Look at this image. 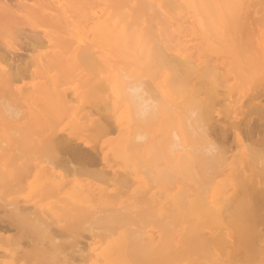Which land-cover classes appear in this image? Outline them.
<instances>
[{"label": "bare ground", "instance_id": "obj_1", "mask_svg": "<svg viewBox=\"0 0 264 264\" xmlns=\"http://www.w3.org/2000/svg\"><path fill=\"white\" fill-rule=\"evenodd\" d=\"M72 1L85 16L91 13L92 16L87 17L93 22L96 38H80L72 42L68 39L63 42L56 37L57 41L63 43L64 51L61 52L60 47V52L46 51L42 55L44 63L51 56L46 62L51 81L36 83L31 87L27 84L20 87L16 83L31 74L30 66L41 62L42 58H35L34 54L32 56L30 49L36 51L37 47H45L50 40L43 36V29L42 32L36 29L38 33L34 30L36 33L27 34L31 30L28 29L25 33L27 27L21 28L16 21L12 10L16 4H12L11 0L12 6L0 5V46L4 44L8 49L4 50L7 52L6 56H1L6 52L2 53L3 49H0V207L8 209L18 232L17 235L15 231L17 236L14 239L1 234L0 248L7 255L4 256L11 261L10 264H22V261L26 264H76L79 260L87 264L90 256L88 248L95 239H108V235L114 234L117 236H112L113 239L108 240L104 248L105 264H264V217L261 216L264 213L256 215L261 210L257 205L264 203V136L258 141L260 147L252 145L256 140L254 138L252 146H246L242 141L243 136L241 137V126L245 125L241 120L243 118L249 126V118L256 114L260 118H257L259 122L257 121L258 126L256 122V130L259 132L264 128V104L261 105L259 97L262 96L257 94L264 86V0ZM31 5L21 1L16 6L36 16L40 23H47L46 26L51 22L61 23L58 21L59 16L57 19L56 13L49 8ZM184 8L200 16L205 28L203 30L217 44L214 47L233 57L229 68L225 69L226 63L223 64L224 68L205 61L197 62L195 58L181 53L183 49L181 52L177 50L173 34L166 27L170 25L165 26L166 21L164 23L157 12L164 14L166 11L170 14L181 9L183 12ZM58 24L62 28V23ZM22 36H27L28 42L24 40L26 43L23 44L22 40L25 38ZM30 36L34 38L32 45L29 44ZM62 37L64 39L63 35ZM11 38L13 40L10 42L8 39ZM15 39L20 48L21 44H26L23 50L30 51L32 65L30 61L26 63H29V67L24 64L29 70L19 65L20 68L13 75L9 70L20 64L15 62L16 55L12 57L16 51ZM29 45L32 48L29 49ZM25 55L27 57L28 54ZM22 58L16 59L17 62ZM12 62L16 64L13 65ZM11 72L13 73V69ZM40 74L44 75V72L41 71ZM62 82H66L67 86L63 88L65 83ZM32 101L34 106L28 110V102ZM241 115L244 116L239 119ZM66 116L72 118L73 126L79 133L95 128L100 130L106 124L103 123L101 127L102 119H105L104 122L112 119L117 127L127 120L128 126L123 133L124 140L118 146V154L132 174L144 173L150 180L144 179L153 184L149 185L151 188H140L142 190L137 201L143 203L139 209L121 204H98L82 190L71 189L74 192L61 196L58 189L63 185L57 179L48 177V171L44 170L38 174L44 184L41 190L44 188L48 194L56 196L57 202L42 209L37 206L38 202L32 201L34 204L29 203L28 206L17 201L14 195L19 191L20 181L26 175L31 176V171H34L32 160L61 166L67 163L65 157H68L62 155H69L71 165L68 166H72L71 170H86L85 173L103 181L102 183L110 180L109 176L112 174L108 169L97 170L100 168L99 156L82 149L78 143L72 144L74 141L71 139L70 143L61 138V133L58 136L59 122ZM251 125L254 126L253 123ZM169 126L172 130L166 131ZM249 127L247 133L251 134ZM88 133L89 136L92 134ZM150 135L154 140L151 147L147 146ZM91 136L95 137V133ZM92 138L87 140L91 141ZM95 138L100 137L98 135ZM229 138L236 142L235 146L242 148L236 160L235 154L227 156L231 146L226 150L225 142ZM92 142L91 145L94 144ZM97 144L98 142L94 144V150L98 147ZM230 158L239 165L231 180V187L234 188L232 193H228L226 186L216 180L220 177H215L218 167ZM160 161H164V164ZM82 164L99 167L89 169ZM64 168L63 166L61 170ZM69 170L67 169L71 172ZM124 171L131 173L127 168ZM126 175L130 174L123 176ZM179 176L194 181L196 192L194 198L189 197L191 194L188 195L186 188H180L169 195L168 206L173 211L171 215L153 205L158 202L152 204L159 199L157 193L150 195L151 201L145 199L152 187L167 181L174 182ZM83 178L81 177V181ZM118 178L112 180L117 181L116 184H120V187H125L130 182L129 178ZM162 192L166 191L160 193ZM9 196L13 198L9 199ZM114 196L110 197L118 199V196ZM162 196L163 194L161 200L166 195ZM167 217L169 220L172 217V220L183 219L189 223L186 225V234L181 236L182 243H177L172 238L173 233L165 220ZM4 226L7 225L1 228ZM151 226L161 231L160 241L147 235ZM225 227H232L234 231L224 230ZM206 228L215 230L216 234L203 237L201 231L204 232ZM84 237L92 239L89 247L85 242L88 239ZM24 240L27 246L23 249L21 242ZM17 245L22 246L23 250L20 254L15 253L17 256L14 257L13 250L18 248L20 251ZM95 261L91 264H98L99 260Z\"/></svg>", "mask_w": 264, "mask_h": 264}, {"label": "rangeland", "instance_id": "obj_2", "mask_svg": "<svg viewBox=\"0 0 264 264\" xmlns=\"http://www.w3.org/2000/svg\"><path fill=\"white\" fill-rule=\"evenodd\" d=\"M12 1V4H18L19 5V3L22 1V2H26V3H28L29 5H31V6H43V7H45V8H49L52 12H54V14L56 13V17L57 16H59V19H58V17H57V19H58V21H61V23H62V28H60V26H57V24L58 23H53V22H51L48 26H46L47 25V23H46V25L45 24H42L43 22H39L40 20H38V18L36 17V16H34L33 14H31L30 12H26V10H22L20 7L18 8L16 5V7L14 6V7H12V10L14 11L13 13H14V16L16 17V21L17 22H19L20 23V25L22 26L21 28H24V26L25 27H27L26 29H25V33H27L28 32V29L30 30L29 31V33H27V34H32L33 32H34V30L35 31H41L42 32V29H43V36H45L46 37V39H49L50 40V42L45 46V47H37L38 49L36 50V51H32V49H30V47H31V45H32V39H34L33 37L35 36L34 34L32 35V36H30L31 38L29 39V41L31 42H29V44H31V45H29V49H30V51L32 52V53H30V51L28 52V51H26V52H24L25 50H23V46H25V45H23L22 46V44H21V48H20V46L18 47L17 45L18 44H16V42H17V40H19L20 41V39H17L16 37V39H15V49H14V51L15 52H17V54H14L13 53V55H12V57L14 56V55H16V57L14 56V58H15V62L16 63H20V64H17L18 66L20 65L21 66V68L23 67L24 69L26 68V69H28L29 70V68H27V67H29V63L28 64H26L27 62H29L30 61V63H31V60L29 59L30 58V54H32V56H33V54H34V57L36 58V56L37 57H40V58H42V55H44V53L47 51V52H52V53H57L58 51L60 52L61 50H60V47H61V49H62V51L61 52H63L64 51V45H63V43L62 42H60V40L61 41H66V40H68V39H70V41L72 42V40H74V41H76V40H78V39H80V38H87V39H90V40H93V39H95L96 37H95V31H94V25H93V22H92V20H88V17H89V15L90 16H92L91 15V13H88V15H84V14H82V11L77 7V6H74L73 4H74V1H72V0H69V2L68 1H66V0H49V1H45V0H42V2L44 3V5H43V3L41 2V0H11ZM35 1H37L38 2V4H37V2L35 3ZM67 3H66V2ZM50 2V3H49ZM11 2H10V0L8 1V0H0V5H5V4H8L9 6H12V4H10ZM60 5H59V4ZM55 6H54V5ZM50 5V6H49ZM52 5V6H51ZM73 6V7H72ZM55 7V8H54ZM58 10H57V9ZM53 9V10H52ZM72 9V10H71ZM49 10V11H50ZM71 11H72V14H71ZM79 11H81V12H79ZM158 11V10H157ZM79 12V13H78ZM190 12V13H189ZM74 13V14H73ZM159 13V15H160V18L161 19H163L164 20V23H165V21H166V23H165V26L168 24V25H170V26H166L167 28H169L168 30H169V32L171 33V34H173V37H174V40H175V44L177 45V50L178 51H180L181 52V49H183L182 50V52L181 53H183V54H187V55H189V56H191L195 61H197V62H203V61H205V62H209V63H212V64H215V65H217V66H219V65H221V67H224L223 66V64H225L226 63V65H225V69H227V68H229V66L232 64V58L233 57H231V55L229 54V53H226V52H221V51H218L215 47H216V43H215V40L213 39V38H211L209 35H208V33H207V31L206 30H203V29H205L204 28V26L202 25V23H201V19H200V16L196 13V12H194V11H189L188 9H185L184 8V11L182 12V9L180 10V11H176V12H170V14H168L166 11L164 12V14H163V12H160V11H158L157 12V14ZM58 14V15H57ZM60 14V15H59ZM186 14V15H185ZM196 14V15H195ZM17 15V16H16ZM76 15V16H75ZM82 15H84V16H82ZM183 15V16H182ZM61 16V17H60ZM88 16V17H87ZM22 17V18H21ZM163 17H165V18H163ZM60 18H61V20H60ZM174 18H176V19H174ZM19 19V20H18ZM179 19V20H178ZM73 20V21H72ZM174 20V21H173ZM177 20V21H176ZM26 21V22H25ZM182 22V23H180V22ZM169 22V23H168ZM60 22H59V24L58 25H60L61 24ZM172 23H173V25H172ZM43 26H42V25ZM86 24H88L86 27H85V25ZM95 24V23H94ZM188 24V25H187ZM176 25H178V26H176ZM44 26H46V27H44ZM198 26V27H197ZM48 27V28H47ZM172 27H173V29H172ZM178 27V28H177ZM35 28V29H34ZM83 30H82V29ZM37 29V30H36ZM66 31H65V30ZM184 29V31H182L181 32V30H183ZM199 29V30H198ZM52 30V31H51ZM56 32H55V31ZM61 31L62 30V33H59V31ZM85 30V31H84ZM157 30H158V27H157ZM38 31H37V33H38ZM39 31V32H40ZM92 31V32H91ZM172 31V32H171ZM21 32V31H20ZM79 32V33H78ZM22 33V32H21ZM24 33V32H23ZM34 33H36V32H34ZM64 33H66V34H64ZM88 33H90V34H88ZM174 33H176V34H174ZM187 33V34H186ZM57 34H59L58 36H56ZM95 34V35H94ZM22 35V34H21ZM53 35H55V36H53ZM63 35L64 36V39H63V37L61 38V36ZM2 36H4L3 35V32H2ZM28 36V35H27ZM27 36H25V37H23V38H25V39H21L22 41H23V44H24V42L25 41H27L28 42V40H27ZM84 36V37H83ZM176 36V37H175ZM52 37H55V38H52ZM56 37H58V38H60V40H56V39H58V38H56ZM68 37V38H67ZM72 37H75V38H72ZM20 38V37H19ZM187 39V40H186ZM198 39V40H197ZM211 39V40H210ZM10 42L13 40V38H11V39H8ZM25 40V41H24ZM181 40V41H180ZM57 43H56V42ZM0 42H1V40H0ZM55 42V43H54ZM2 43V42H1ZM20 43H22V42H20ZM26 43V42H25ZM59 43V44H58ZM62 43V45H60ZM186 43V44H185ZM28 44V43H27ZM58 44V45H57ZM2 45V47L0 46V49L2 48L3 49V51H2V49H1V51H2V53L3 52H6V51H4L5 49H7L6 48V46L4 45V44H1ZM56 45V46H55ZM188 45V46H187ZM3 46H4V48H3ZM215 46V47H214ZM27 47V46H26ZM25 47V48H26ZM32 48V47H31ZM56 48H57V50H56ZM18 49V50H17ZM40 49H41V51H40ZM59 49V50H58ZM8 50V49H7ZM188 50H189V52H188ZM1 51H0V53H1ZM55 51H57V52H55ZM19 52V53H18ZM23 52L25 53V54H28L27 55V57H26V55L25 54H23ZM28 52V53H27ZM46 52V53H47ZM192 52V53H191ZM206 52V53H205ZM1 53V54H2ZM30 53V54H29ZM0 54V55H1ZM18 54L19 55H21L20 57L18 56ZM22 54H23V58H22ZM204 54V55H203ZM7 55V52H6V54L5 53H3V55H1V56H6ZM25 55V56H24ZM206 55V56H205ZM207 55H209V56H207ZM225 55V56H224ZM18 56V57H17ZM26 57V58H25ZM1 58V57H0ZM13 58V59H14ZM18 58H22L23 60H24V62H23V60H19V62H17V60L16 59H18ZM29 60H28V59ZM48 59H50L51 58V56H49V57H47ZM48 59H46V62H47V60ZM208 61H207V60ZM27 60V61H26ZM14 61V60H13ZM23 63H22V62ZM46 62L44 63L43 62V58L41 59V62L39 63V64H37V65H34V66H30V70H31V74H28L26 77H28V78H23L20 82H17L16 84H17V86H20V87H23L25 84H27V86L28 87H31L30 85H33V84H36V83H43V82H49L50 83V81H51V79H50V76H49V72H48V70H47V68H46ZM13 63V65H15L14 64V62H12ZM21 63H22V65H24V64H26V65H28L27 67H26V65H24V66H22L21 65ZM228 64V65H227ZM13 65L11 64V66L13 67ZM30 65H32V63L30 64ZM11 66H8L9 68H12ZM20 66L19 67H16V66H14L12 69H13V73L11 72L12 71V69L11 70H9L10 71V73L11 74H13L14 75V73L17 71V68H20ZM33 70V71H32ZM44 72V75H42V74H40V72ZM30 76V77H29ZM63 84H64V86H63V88L64 87H66L67 85H66V82H62ZM24 84V85H23ZM257 91V90H256ZM255 91V92H256ZM262 91H263V93H262ZM260 92V93H259ZM29 93H32V91H29ZM261 93H262V95H261ZM257 94H259V96H262L261 98L259 97V100L261 99V105H263L264 104V86L261 88V89H259V91H258V93ZM33 95V94H32ZM27 102V101H26ZM34 106V104H33V101L32 102H28V105H27V108H28V110L30 109V108H32ZM27 110V111H28ZM243 116L244 115H241V117L239 118V119H241V118H243ZM97 117H98V115H97ZM254 117H256V118H254ZM259 116H257L256 114L255 115H253L252 117H250L249 119L251 120V124L253 123L254 124V126L253 125H251V124H249V126L248 125H246V121L247 120H245L244 121V118L243 119H241V120H243L242 121V123L243 124H245V125H242L243 127H245V128H243L242 126H241V128H242V131H241V129H240V132H242V135H241V137H242V141H243V143L244 144H246V146L248 145H250V146H258V147H260V142H258L259 141V139H261L263 136H264V128H261L260 130H259V132H258V130H256V122L258 121V119H260V118H258ZM71 117L70 116H66V117H64L60 122H59V132H58V136H59V134L61 133V135L63 136H61V138H64L65 140H67V141H69L70 143H71V141H70V139L72 140V142L74 141V143H72V144H75V143H78V146H82L81 148L82 149H86V151H91V152H89V153H92L93 152V155L94 154H96L97 156H99V159H101V163L102 164H100V162H99V165H100V168H98L99 166L98 165H95L96 166V168H94V167H88V166H86V165H84V164H82V166L83 167H88L89 169L91 168V169H97V170H102L103 169V171H105L104 169H106V171H107V169H108V171L112 174V175H110L109 177H110V180H108V181H106L107 182V184H106V182L105 183H102L103 181H100V180H98V179H96L95 177H92L91 175H89L88 173H85L86 172V170H83V172H82V170H80V169H76V170H74L73 171V169L71 170V168H72V166H71V168H69V166L68 165H71V157L69 156V155H62V157L63 156H68V157H65V160L67 161V163L65 162L64 163V165H57L56 166V164H54V166H56V167H54L53 166V164H49V163H47V162H43V161H40V160H32L31 161V165H32V168H34V169H32V170H34V171H31V176H28V175H26L21 181H20V188H19V191L17 192V194L18 193H20V194H18L19 196L18 197H21V199L20 198H18L17 197V194H15L14 195V197H16L17 198V201H19V203L21 204V205H24V203L27 205L28 204V206H30L29 205V203L30 204H34V203H36V202H38L37 203V206L38 207H40V208H42V209H47V206H50V205H52V204H54V203H56L57 202V198H56V196L54 197V195H51V193L50 194H48L49 192H46L45 190H44V188L41 190V187H43L42 185H44V184H42L43 182H42V178H39V175L38 174H40L39 172L41 171V170H44L45 172H47L46 174L48 175V177H51L52 179H54V180H56V181H60V183L63 185L62 186V188L60 189H58V192L61 194V196H64V195H67V194H69V193H71V192H74V191H76V190H82V191H84V193H86L87 195H90V198L92 199V201L93 202H97L98 204H105V203H109V204H113V205H117V206H120L119 204H121V206L122 205H127V206H129V207H133L135 210H137V208L139 207H141V205H142V201H137L138 200V198H140V197H138V196H140L139 195V193H140V191L142 190V189H140L141 187H143V188H151V186L149 187V185H153V184H149L148 182H147V180L149 181L150 179L148 178V176L146 177L145 175H144V173H134V174H132L133 172H131V170L129 171V168L127 167V165H126V163L120 158V155L118 154V151H117V149H118V146H119V144L120 143H122L123 142V140H124V135H123V133L124 132H126V127L128 126V123H127V120H125L120 126L118 125V127H117V125L114 123L113 124V122H112V119H111V121L109 120V121H107V119H106V121L107 122H104V120L105 119H102V125H101V127L106 123H108V122H112V123H108V125H104V127H102L103 128V130L104 131H102V128L100 129V130H97V128H95L94 130L93 129H91L92 131H84V132H81V133H79L78 131H77V129H75L74 128V126H73V124H74V122H73V120H72V118L70 119ZM258 118V119H257ZM255 119H257V120H255ZM254 122H253V121ZM259 122V121H258ZM258 122H257V126H258ZM104 123V124H103ZM249 123H250V121H249ZM70 125V126H69ZM114 125H115V127H114ZM71 126H73V127H71ZM113 126V127H112ZM117 127V128H116ZM125 127V128H124ZM247 127H249L250 129H251V132H249V133H251V134H253V135H251V134H248L247 132H248V128ZM113 128V129H112ZM171 128V126H169L167 129H166V131H169V129ZM115 130V131H112V130ZM117 129V130H116ZM122 129V130H121ZM253 129V130H252ZM254 129L256 130V131H254ZM263 129V130H262ZM107 130V131H106ZM108 130H109V132H111V133H109L108 132ZM170 130H172V129H170ZM165 131V132H166ZM261 131V132H260ZM72 132V133H71ZM78 132V133H77ZM88 132H90V133H92V134H94L95 133V137L96 136H98L99 135V137L100 138H95V137H93L94 138V140L96 141V142H98V144H97V146L98 147H96L95 148V150H94V147L96 146V145H94L96 142L95 141H93L94 142V144H90V142H92V140H93V138H92V134L89 136L88 134ZM94 132V133H93ZM103 132V133H102ZM114 132V133H113ZM117 132V133H116ZM257 132V133H256ZM106 133H108V134H106ZM113 133V134H112ZM245 133V134H244ZM255 133V134H254ZM259 133V134H258ZM64 134H66V137H65V135ZM106 134V135H105ZM157 134H161V133H157ZM248 134V135H247ZM263 134V135H262ZM68 135H71V136H73V138L71 137V136H68ZM77 135V136H76ZM81 135V136H80ZM83 135H86V136H88V137H86V136H83ZM102 135H105V136H103V137H101ZM122 135H123V137H122ZM162 135V134H161ZM246 135V136H245ZM258 135H261V137H258ZM67 136H68V138H67ZM252 138H251V137ZM254 136V137H253ZM255 136H257V138H255ZM83 137H84V139H83ZM117 139H116V138ZM123 139H122V138ZM67 138V139H66ZM75 138V139H74ZM76 138H78L77 139V141L78 142H76ZM81 138V139H80ZM87 138H92L91 139V141L89 140V142H88V140H87ZM249 138V139H248ZM253 138L254 139H256L255 140V142H253L252 143V141H254L253 140ZM116 139V140H115ZM121 139V140H120ZM231 138H229L228 139V141H226L224 144H225V146L227 147L226 148V150H228L229 149V147H230V149L232 148V150H230L229 149V151L227 152V156H229V155H232V154H235L236 156H235V160H236V158L240 155V152L242 151V148L241 147H238V146H235L236 145V142L234 141V140H230ZM250 139H252V140H250ZM258 139V140H257ZM87 141V143H86V141ZM118 140V141H117ZM120 140V141H119ZM229 140H230V143H229ZM246 140V141H245ZM248 140H249V142H248ZM112 141H113V143H112ZM115 141V142H114ZM251 141V142H250ZM79 142H82L83 143V145H82V143H79ZM92 142V143H93ZM118 142V143H117ZM117 143V144H116ZM153 143H154V140L152 139V136L150 135V137L148 138V141H147V146H149V147H151V144L153 145ZM228 143V144H227ZM232 143H234V145L232 144ZM251 143H252V145H251ZM81 144V145H80ZM90 144V145H89ZM232 144V145H231ZM256 144V145H255ZM258 144V145H257ZM76 145V144H75ZM89 145V146H88ZM228 145V146H227ZM230 145V146H229ZM85 146H86V148H85ZM112 146H114V147H112ZM224 146V145H223ZM107 147V148H106ZM236 148V149H234V148ZM89 148V149H88ZM106 148V149H105ZM91 149V150H90ZM110 149V150H109ZM93 150V151H92ZM99 152V154H97ZM109 152H110V154H109ZM113 152H116V154L115 153H113ZM108 155H110V156H108ZM115 155V156H114ZM119 157V160H117L118 158H117V156ZM105 156H107V158L105 157ZM113 156V157H112ZM68 158V159H67ZM70 158V159H69ZM242 159H243V157H241ZM105 159V160H104ZM116 159V160H115ZM234 159H232V158H230V159H228L227 160V162L226 163H224V164H222V165H220L219 167H218V171H216V173H215V177L216 178H218V177H220V178H218V179H216L218 182L220 181V183H221V185H224V186H226V188L228 189V193L230 192V193H232L233 192V187H231L232 185H231V180H233V174H234V172H235V169L239 166L238 165V163L236 162V161H234ZM102 160H103V162H102ZM122 162H121V161ZM115 161V162H114ZM112 162V163H111ZM118 164H117V163ZM231 162V163H230ZM160 163L161 164H164V161H160ZM106 164V165H105ZM237 164V165H236ZM47 165V166H46ZM101 165H103V166H101ZM243 165V164H242ZM39 166V167H38ZM42 166V167H41ZM46 166V167H45ZM63 166L65 167L64 169H65V171H63V170H61L62 168H63ZM67 166V167H66ZM98 166V167H97ZM107 166V167H106ZM118 166V167H117ZM237 166V167H236ZM59 167H61V169L59 168ZM78 167V166H77ZM103 167V168H102ZM119 167H120V169H119ZM122 167V168H121ZM55 168V169H54ZM126 168H127V170H128V172H131V173H127L126 171H124V170H126ZM229 168V169H228ZM45 169H47V170H45ZM48 169H50V170H48ZM67 169L69 170V171H71L72 172V174H71V172H68L67 171ZM111 171H110V170ZM54 170H56L55 172H54ZM80 170V171H79ZM116 170H118V171H116ZM221 170V171H220ZM223 170V171H222ZM66 171H67V173H68V175L66 174ZM76 171V172H75ZM79 171V172H78ZM85 171V172H84ZM123 171V172H122ZM54 172V173H53ZM57 172V173H56ZM74 172V173H73ZM81 172H82V175H81ZM113 172V173H112ZM120 172V173H119ZM66 175H65V174ZM75 173H77L78 175H75ZM85 173V174H84ZM122 173H124V174H122ZM57 174V175H56ZM71 174V175H70ZM125 174H130V175H126V177L125 176H123V175H125ZM219 174V175H218ZM30 175V174H29ZM86 175V176H85ZM87 175H89V176H87ZM118 175V176H117ZM122 176V177H121ZM130 176V177H129ZM145 176V177H144ZM31 177V178H30ZM38 177V178H37ZM81 177L83 178V177H85V179L83 178L82 179V181H81ZM112 177V178H111ZM117 177H119L118 179H125V178H129V181L132 183H130L129 182V186L130 187H128V185H126L125 187L128 189H126L124 186L123 187H120V184L118 185V184H116V182L117 181H113V180H116L115 178H117ZM36 178V179H35ZM60 178V179H59ZM94 178V179H93ZM114 178V179H113ZM131 178V179H130ZM147 179V180H145V179ZM59 179V180H58ZM68 179H69V181H68ZM113 179V180H112ZM38 180V181H37ZM85 180V181H84ZM96 180V181H95ZM98 180V181H97ZM120 180V181H121ZM30 181V182H29ZM41 183H40V182ZM62 181V182H61ZM65 181H67L66 183H65ZM89 181H91V182H89ZM95 181V182H94ZM176 181V182H175ZM175 181L174 182H170L169 183V181H167L166 183H164V184H161V185H159V186H156V187H152V191H151V193H147V195L145 196V199L147 200V199H151V196L150 195H153V194H156L157 193V196L159 197V199L156 201V202H152V204L153 203H157V205H155V204H153L154 206H157V208H159V209H161L160 211H165L166 210V213L167 214H172V209L168 206L169 205V195L171 196L172 195V193L173 192H177L180 188H186V191H187V193H188V195H190L189 197L190 198H194V196H195V192H196V183L194 182V181H192L191 179H186V178H184V177H181V176H179V178H177V179H175ZM192 181V182H191ZM29 182V183H28ZM77 182V183H76ZM83 182V183H82ZM109 182H110V184H109ZM113 182V184H111ZM147 182V183H146ZM26 183V184H25ZM70 183V184H69ZM87 183V184H86ZM101 183V184H100ZM119 183V182H118ZM37 184V185H36ZM39 184V185H38ZM41 184V185H40ZM95 184V185H94ZM98 184V185H97ZM103 184V185H102ZM104 184H106V185H104ZM175 184V185H174ZM33 185V186H32ZM102 185V186H101ZM109 185V186H108ZM228 185H230V186H228ZM26 186V187H25ZM38 186H40V187H38ZM46 186H48V185H45V187ZM70 186H72V187H70ZM104 186V187H103ZM148 186V187H147ZM162 186H163V188H162ZM28 187H29V189H28ZM36 187H38V188H36ZM49 187H51V186H49ZM67 189H66V188ZM85 187V188H84ZM103 187V188H102ZM137 187V188H136ZM37 190H36V189ZM92 188V189H91ZM100 188H101V190H100ZM124 188H125V192H123L124 191ZM162 188V189H161ZM173 188V189H172ZM233 188V189H232ZM35 189V190H34ZM39 189V190H38ZM63 189V190H62ZM74 190V191H72V190ZM76 189V190H75ZM104 189V190H103ZM118 189V190H117ZM140 189V190H139ZM30 190V191H29ZM44 190V191H43ZM60 190V191H59ZM107 190V191H106ZM136 190H137V192H136ZM144 190V189H143ZM157 190H158V192H157ZM163 190H165L166 192H162V194H163V196H165L164 198H162V200H161V191H163ZM33 191V192H32ZM106 191V192H105ZM110 191H111V193H110ZM117 191V192H116ZM133 191V192H132ZM146 191V190H145ZM232 191V192H231ZM27 192V193H26ZM31 192V194L29 195V193ZM40 192V193H39ZM93 192H94V194H93ZM105 192V193H104ZM121 192H123V193H125V194H123V193H121ZM129 192V193H128ZM26 193V194H25ZM39 193V194H38ZM47 194V196H46V194ZM105 194V196H104V194ZM114 193H117V194H114ZM132 193V194H131ZM165 193V194H164ZM43 194V195H42ZM45 194V195H44ZM59 194V195H60ZM63 194V195H62ZM111 194V195H110ZM113 194V195H112ZM121 194V197L119 196ZM129 194H130V196H129ZM136 194V195H135ZM138 194V195H137ZM194 194V195H193ZM29 195V196H28ZM32 195V196H31ZM36 195V196H35ZM49 195V196H48ZM98 195V196H97ZM114 195H116V196H118V199H115L116 200V202H115V200L112 198V197H110V196H114ZM133 195V196H132ZM136 196V198H134L135 196ZM43 196H45L44 198H43ZM93 198H92V197ZM102 196V197H101ZM105 198H104V197ZM125 196H127V197H125ZM162 196V197H163ZM31 197V198H30ZM150 197V198H149ZM10 198H13V196H9V199ZM15 198V199H16ZM23 198V199H22ZM26 198V199H25ZM35 198H37V199H35ZM57 200H56V199ZM107 198V199H106ZM114 198H115V196H114ZM117 198V197H116ZM125 198V199H124ZM20 199V200H19ZM25 199V200H24ZM27 199H29V200H27ZM95 199H97V200H95ZM103 201H102V200ZM105 199V200H104ZM129 199H130V201H129ZM132 199V200H131ZM168 199V200H167ZM47 200V201H46ZM52 202H51V201ZM114 200V201H113ZM125 200V201H124ZM141 200V199H140ZM22 201H23V203H22ZM30 201V202H29ZM34 203H33V202ZM46 202L45 204H44V202ZM48 201H50V204H49V202ZM99 201V202H98ZM106 201V202H105ZM122 201V202H121ZM128 201V202H127ZM151 201V200H150ZM169 201V202H168ZM115 202V203H114ZM127 204H126V203ZM164 202V203H163ZM168 202V203H167ZM166 204V206H164L163 204ZM171 204V203H170ZM262 205H260V206H258L257 205V208L259 209V207H261V210H260V212L259 211H257V214L256 215H259L260 216V213L262 214V213H264V207H263V205H264V203H261ZM171 206V205H170ZM262 207H263V209H262ZM138 208V209H139ZM256 208V209H257ZM5 209V210H4ZM5 211H6V213H5ZM1 213H3V214H1ZM259 213V214H258ZM5 214V215H4ZM7 215V216H6ZM262 217H264V214H262L261 215ZM0 229L1 230H3V231H0V236H1V234H4L3 236H5V237H8V238H11V236H12V238L13 237H16L18 234V232L16 231V229H15V225H14V221L11 219V217H10V212L8 211V209H6V208H4V207H0ZM171 219L169 220V217H167V219H165L166 220V223H167V225H169V227H170V229H171V233H173V234H171V236H172V238L174 239V241H176L177 243H182L181 242V236H184L185 234H186V231L188 230V226H186V225H188L189 223H187L186 221H184L183 219H173L172 220V217H170ZM4 219V220H3ZM10 219V220H9ZM3 220V222H1ZM6 220V221H5ZM178 220V221H177ZM8 221V222H7ZM5 222V223H4ZM9 222H10V224H12V225H10L9 224ZM4 223V224H3ZM6 223H8V224H6ZM60 224H62V223H60ZM183 224V225H182ZM3 225H7L6 227L4 226L3 227V229L1 228ZM264 226V225H263ZM262 226V227H263ZM13 227V228H12ZM180 227H182V228H180ZM6 228V229H5ZM10 228H12V230H13V232L11 233V229ZM222 228V227H221ZM187 229V230H186ZM8 230V231H7ZM9 230H11L10 232H9ZM157 232H156V231ZM211 229H209V228H206L205 230H204V232H203V230L201 231L202 232V236L204 237L205 235L206 236H210V235H215L216 234V232H215V230L214 231H210ZM224 230H227V231H230L231 232V230H233L234 231V229L231 227V229L229 228V227H225V229ZM4 231H5V233H4ZM7 231V232H6ZM15 231H16V234L17 235H15ZM152 231V232H151ZM210 231V232H209ZM155 233V234H154ZM208 233V234H207ZM178 234V235H177ZM147 235H149V236H154V238H155V240L157 239V241L159 240L160 241V239H161V237H162V233H161V231L160 230H158V229H156L154 226H151V227H149V229H148V234ZM109 237H107L108 239H104V238H102V240H100L101 239V237H97L96 239H95V241L92 243V245L89 243L92 239H90L89 240V238L88 237H84L85 239H88V241L86 240L85 241V239L83 238V242L85 241V242H87V244H88V247L90 246V248H88V253L90 254V256H89V261L87 262V264H91V263H94V261L95 262H98L97 260H99V262H98V264H105L106 263V259H105V257L103 256V252H104V248L106 247V245H107V241L108 240H111V239H113L114 237H116L117 235H108ZM112 236H113V238H112ZM173 236H175V237H173ZM178 236V237H177ZM206 236H205V238H206ZM177 237V238H176ZM14 239V238H13ZM23 242H25V243H23ZM106 242V243H105ZM22 244L21 245H24L23 246V249L24 248H26V246H27V243H26V241L24 240V241H22L21 242ZM90 244V245H89ZM26 245V246H25ZM98 245V246H97ZM17 247H19V249H20V251L19 250H17L16 249V251H14L13 250V253H14V257L15 256H17V255H15V253L16 254H20L21 253V251L23 250V249H21L22 248V246L20 247V246H18L17 245ZM101 247V248H100ZM16 248V246H14V249ZM95 248V251L93 250V249ZM100 249V250H99ZM92 253V254H91ZM98 253V254H97ZM4 255H6V254H4L3 253V249L2 248H0V261H2L0 264H10V260L6 257V256H4ZM99 257V258H98ZM94 258V259H93ZM96 258H98V259H96ZM93 260V261H92ZM80 261V260H79ZM76 261V264H83V263H85V262H83V261ZM23 262V263H22ZM21 263L22 264H26V262L25 261H22ZM78 262V263H77Z\"/></svg>", "mask_w": 264, "mask_h": 264}]
</instances>
